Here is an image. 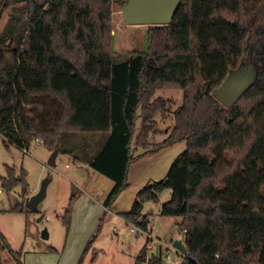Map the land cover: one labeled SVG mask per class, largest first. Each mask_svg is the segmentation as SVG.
<instances>
[{"label":"trees","instance_id":"16d2710c","mask_svg":"<svg viewBox=\"0 0 264 264\" xmlns=\"http://www.w3.org/2000/svg\"><path fill=\"white\" fill-rule=\"evenodd\" d=\"M7 10L0 29L5 146L27 151L39 140L61 153L64 136L103 134L94 156L76 160L113 182L102 203L109 209L136 159L184 142L165 179L139 191L119 216L148 230L144 203L168 189L159 215L180 220L182 264H264V0H182L169 25L148 27L145 51L119 63L112 58V0H0V23ZM247 61L254 83L226 108L212 93ZM167 88L182 93L181 104L170 132L150 144L161 134L155 119L167 109L155 93ZM47 102L57 105L54 116ZM23 177L16 181L9 171L5 189L21 182L26 198ZM74 199L62 219L66 232ZM134 264H163L162 252L147 259L142 248Z\"/></svg>","mask_w":264,"mask_h":264},{"label":"rangeland","instance_id":"374dc122","mask_svg":"<svg viewBox=\"0 0 264 264\" xmlns=\"http://www.w3.org/2000/svg\"><path fill=\"white\" fill-rule=\"evenodd\" d=\"M121 1L112 0V58L116 63L123 62L128 53L145 51L146 33L151 26L125 23L119 6ZM9 13L11 10L6 11L0 29ZM155 96L167 102V109L163 116L158 115L155 119V126L161 134L150 139V144L161 142L170 132L173 112L182 100L180 91L168 88L157 91ZM47 106L54 116L57 105L47 102ZM28 113L34 116L29 109ZM103 138V134L86 132L64 136L60 145L62 152L57 153L54 166L51 167L48 162L52 153L42 145L33 142L27 151H22L11 145L5 146L0 137L2 264H18L10 251L20 253L23 264H134L141 249L145 248L146 239L141 232L138 235L131 234L130 228L137 227L126 223L119 214L131 210L139 191L165 179L171 164L185 150V143H177L136 159L128 170L127 187L120 192L109 211L105 212L102 203L112 189L113 182L76 160L94 156ZM144 153L143 150H136L134 156ZM9 171L16 181L24 176L28 192L26 198L22 195L21 182H17L9 191L5 189L4 183L9 179ZM43 182L47 183L46 193L38 205L37 213L10 211L16 207L24 209L26 200L39 192ZM71 195L76 196V199L72 206L69 230L66 232L62 219ZM170 197L171 190L166 189L156 202H145L143 206V214L149 220L148 231L161 243L162 256L166 254L165 248L177 238L180 239L177 227L180 220L159 215L161 206ZM87 200H91L93 207L87 205ZM43 231L47 233V239L42 238ZM2 237L9 248L4 247ZM51 248L55 252L50 251ZM158 251L154 248L146 253V258Z\"/></svg>","mask_w":264,"mask_h":264},{"label":"water","instance_id":"95a60500","mask_svg":"<svg viewBox=\"0 0 264 264\" xmlns=\"http://www.w3.org/2000/svg\"><path fill=\"white\" fill-rule=\"evenodd\" d=\"M182 0H122L119 4L121 16L125 23L138 25H169ZM244 59H247L245 54ZM256 78V69L252 62L247 61L241 64L236 70L231 71L224 82L213 91V97L226 108H231L236 104L246 91L252 86ZM57 152H52L48 165L54 166V159ZM46 182L40 187L39 192L25 202V208L31 213L38 212V205L44 199L46 193ZM42 238L47 239L45 231ZM172 247L187 255L186 248L181 239L172 242Z\"/></svg>","mask_w":264,"mask_h":264},{"label":"built area","instance_id":"2783aa9c","mask_svg":"<svg viewBox=\"0 0 264 264\" xmlns=\"http://www.w3.org/2000/svg\"><path fill=\"white\" fill-rule=\"evenodd\" d=\"M34 142L37 143L38 146H41V141L35 140ZM24 151H26V150H24ZM129 232L131 234H134V235H138L139 232L144 234L145 239H146V244H145L146 253L153 251L154 248H156L157 250L162 252L163 249H162L161 243L156 241V239H154L151 236V233L148 230L147 231H141L138 228H130ZM165 251H166V254L163 256V264H182L184 256L181 253H179L178 251H176L172 247L171 244L169 247L165 248ZM153 254H155V253H152L150 256H152ZM149 257L147 259H149Z\"/></svg>","mask_w":264,"mask_h":264},{"label":"crops","instance_id":"0c3cea01","mask_svg":"<svg viewBox=\"0 0 264 264\" xmlns=\"http://www.w3.org/2000/svg\"><path fill=\"white\" fill-rule=\"evenodd\" d=\"M80 196H81V195H80ZM80 196H79V197H80ZM84 199H85V198H84ZM90 201H91V200H87V205L93 207L94 204H92ZM102 207H103V206H102ZM103 208H104V207H103ZM107 211H109V209H105V212H107ZM105 214H106V213H105ZM105 214L103 213V215H105ZM150 233H151V232H150ZM94 239H95V238H94ZM94 239L91 240V244H92V242L94 241ZM177 239H178V238H177ZM90 246H91V245H90ZM90 246H89V247H90ZM52 249H53V248H52ZM54 250H55V249H54Z\"/></svg>","mask_w":264,"mask_h":264}]
</instances>
